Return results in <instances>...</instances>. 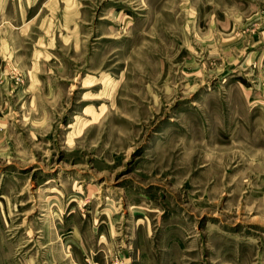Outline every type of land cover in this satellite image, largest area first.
Wrapping results in <instances>:
<instances>
[{
	"label": "rangeland",
	"instance_id": "rangeland-1",
	"mask_svg": "<svg viewBox=\"0 0 264 264\" xmlns=\"http://www.w3.org/2000/svg\"><path fill=\"white\" fill-rule=\"evenodd\" d=\"M0 264H264V0H0Z\"/></svg>",
	"mask_w": 264,
	"mask_h": 264
}]
</instances>
